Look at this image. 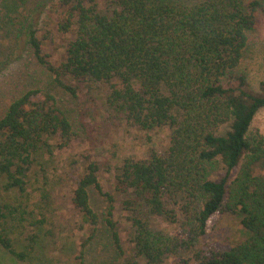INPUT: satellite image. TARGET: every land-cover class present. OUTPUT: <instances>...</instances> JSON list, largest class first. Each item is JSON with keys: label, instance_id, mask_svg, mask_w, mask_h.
<instances>
[{"label": "trees", "instance_id": "obj_1", "mask_svg": "<svg viewBox=\"0 0 264 264\" xmlns=\"http://www.w3.org/2000/svg\"><path fill=\"white\" fill-rule=\"evenodd\" d=\"M99 1L51 4L63 16L59 30L73 34L58 63L47 59L35 31L28 37L38 61L74 98L78 87L65 79L83 86L92 102V93L108 86L105 104L120 122L143 132L171 130L167 150L153 151L147 160L125 159L117 176L122 204L132 214L129 263L264 264V174H254L264 163V137L252 132L264 108V81L260 92L251 91L240 71L250 33L264 27V1L103 0L104 9ZM37 94L16 99L0 119V184L8 192H26L18 163L46 145L45 136L57 135L61 147L76 136L54 96L41 101ZM99 173V164L90 161L73 193L82 223L92 228L79 264H86L84 249L99 224L90 189L114 203L103 193ZM3 201L0 245L27 262L34 237L27 251L18 250L11 225L23 203ZM223 214L240 218L245 238L229 249L203 245L212 219ZM152 216L173 231H155ZM107 224L119 255L126 254L117 223L109 218Z\"/></svg>", "mask_w": 264, "mask_h": 264}, {"label": "rangeland", "instance_id": "obj_2", "mask_svg": "<svg viewBox=\"0 0 264 264\" xmlns=\"http://www.w3.org/2000/svg\"><path fill=\"white\" fill-rule=\"evenodd\" d=\"M56 1L0 2V119L16 99L36 90L38 100L54 96L57 107L67 115L76 135L67 147L60 146L62 143L57 135L45 136L47 144L26 164L18 163L25 169V174L19 177L26 182V192L18 189L8 192L0 184V200L12 205L23 203L11 223L16 231L12 235L15 247L26 250L34 237V251L27 262L15 260L0 245V264H79L82 244L89 238L92 228L82 223L81 214L73 204V193L90 161L99 164L102 191L110 194L114 203L111 207L107 197L95 188L90 189L91 205L98 214L99 224L95 239L84 249L85 263L130 264L132 214L122 204L125 197L117 191V176L125 159L147 160L153 151L167 150L171 130L167 126L143 132L134 125L120 122L105 104L110 93L108 86L93 92L95 100L92 102L83 86L64 80L78 87L79 97L74 98L56 82L55 76L38 61L28 37L31 30L35 31L43 42L47 59L52 63L60 61L64 44L73 34L59 30L63 16L51 6ZM104 3L99 1L101 9L105 8ZM249 37V48L240 71L247 75L249 89L260 92V84L264 81V27L250 33ZM252 132L264 137V108L256 115ZM254 174H264V163L254 167ZM110 208L112 217H109ZM109 218L117 223L126 254L119 255L113 243L107 224ZM151 223L155 231L172 232L174 229L163 218L152 216ZM244 238L240 218L223 214L212 219L202 244L229 249Z\"/></svg>", "mask_w": 264, "mask_h": 264}]
</instances>
